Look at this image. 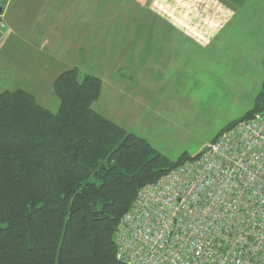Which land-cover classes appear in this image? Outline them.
I'll return each instance as SVG.
<instances>
[{"label": "trees", "instance_id": "obj_1", "mask_svg": "<svg viewBox=\"0 0 264 264\" xmlns=\"http://www.w3.org/2000/svg\"><path fill=\"white\" fill-rule=\"evenodd\" d=\"M53 90L55 112L29 91L0 94V264H130L118 258V223L141 188L196 155L171 160L95 111V75L71 68ZM253 104L213 141L264 112V82Z\"/></svg>", "mask_w": 264, "mask_h": 264}, {"label": "crops", "instance_id": "obj_2", "mask_svg": "<svg viewBox=\"0 0 264 264\" xmlns=\"http://www.w3.org/2000/svg\"><path fill=\"white\" fill-rule=\"evenodd\" d=\"M1 1L4 27L0 33V65L6 69L3 75L15 78L20 83L3 87L0 94L3 91L22 89L32 93L36 101L41 96L42 106L48 102L46 96L50 95L51 90L43 93L41 87L54 86L57 77L71 68H78L81 75L89 74L83 72L86 67L84 63L94 60V52L99 57L108 59V51L113 44H116V58L108 63L112 66L104 73L105 78L101 79L104 84L107 79L114 88L113 92L120 89V99L128 107L129 102L132 107L141 109V105L147 104L143 96L134 98L132 88L128 86V81L132 78L136 79L137 86L156 95L162 93L161 83L166 80L169 94V103L166 106L176 109L179 101L187 99V91L206 89L209 83L215 88L221 83L231 88L249 85L254 81L255 73L263 72L260 65L258 70L254 69L257 61L248 50L247 53H240L241 47L239 52L232 49V53L231 50L235 39L232 33L250 34L252 46L261 47L262 44L263 53H259L258 59L262 65V17L255 19L253 27L243 28L236 24L242 19L237 12L240 3L245 0ZM122 1L132 2L131 6L136 8L139 4L141 8L158 17L160 21L151 22V29L163 30L160 37L138 39L135 35L138 30L134 32L132 29L131 39L124 41V30L120 28V38H109L108 34L114 25L108 27L107 17L114 19L120 16ZM243 46L245 49L252 47L247 42ZM25 67L29 69L23 71L22 68ZM209 72L210 80L206 76ZM116 75L120 78L116 79ZM42 80L49 81V84L41 83ZM116 80L119 81L118 86L113 83ZM53 93L55 94V90ZM108 99L112 102L110 95ZM158 99L163 101L167 97ZM109 105L106 118L116 124L120 123L111 117L113 112L109 110ZM185 105L183 103L181 107ZM132 113L134 117H139L137 113Z\"/></svg>", "mask_w": 264, "mask_h": 264}, {"label": "built area", "instance_id": "obj_3", "mask_svg": "<svg viewBox=\"0 0 264 264\" xmlns=\"http://www.w3.org/2000/svg\"><path fill=\"white\" fill-rule=\"evenodd\" d=\"M115 236L130 264H264V112L141 188Z\"/></svg>", "mask_w": 264, "mask_h": 264}, {"label": "rangeland", "instance_id": "obj_4", "mask_svg": "<svg viewBox=\"0 0 264 264\" xmlns=\"http://www.w3.org/2000/svg\"><path fill=\"white\" fill-rule=\"evenodd\" d=\"M131 4L132 2L129 3V1H122L123 6L119 11L120 16L114 18L115 20L111 17H107L108 27L114 25V28L111 29L108 34L109 38L116 36L117 38H120L122 35L120 34V31L124 30L122 31L124 36L123 39L126 41L131 39L130 34L132 29L134 32L138 30V33H135L138 39L160 37V33L163 30L151 29V22H157L160 21V19L151 12H148L147 9L141 8L139 4H137V8L136 6H131ZM2 6V1L0 0L1 12ZM237 13L242 19H239L236 24L243 28L253 27L255 19L258 17H262V24H264V0L263 3H260V0H245L244 3H240V8ZM2 14L4 16V12H2ZM144 24H146L147 27H145ZM120 28L122 30H120ZM145 28L148 30H144ZM232 34L235 36V39L231 45V50L236 49L239 52L240 47L242 48L240 53H247L248 50L249 53H251V56H254L257 61L254 63V66H256L254 69L258 70L260 65L263 70L262 74H260L261 72L254 74L255 79L249 85L246 84L244 86H235L231 88L225 87L224 83H221L218 88H215L209 83L206 85V89H198L193 92L187 91V99L185 101H179L177 103V108L172 109L166 106L169 103L168 85L166 80H163L161 83L162 86L160 87V92L162 93L156 95L147 93L148 91L146 89L137 86L136 79L132 78L128 81V86L132 88L134 98L143 96L146 98L147 104L146 106L141 105V109L132 107V103L129 102L130 107H128V104L124 103L123 105L122 99H120V89L113 92L114 88L110 86L107 79L105 80V84L102 80L105 78L104 73L106 70L110 68L109 66H112L108 63L116 58V44H113L110 51H108V59L99 57V54L94 52V60L84 63L86 67L83 72L102 78V94L98 99L99 101L93 106V109L106 117L108 112L106 109L110 104L109 110L113 112L111 117L118 120V122H120L118 124H121L129 133L133 132L147 138L154 148L171 160L178 159L183 153H190L191 155L200 153L204 147L213 142V138L221 132L224 126L240 118L246 111L253 108L254 98L262 89V84L264 82V69L258 62L259 53H263L262 44L261 47L260 45L252 46L250 34ZM246 42L247 45L252 46L253 49L252 47L245 49L243 43ZM150 48L153 49L154 47ZM232 53H234L233 50ZM22 69L24 71L29 68L25 67ZM5 70V67L0 65V92L3 90V87H12L20 83L18 80H15V78L3 75ZM37 70H35V72ZM42 76L43 72H41V77ZM206 76L210 80V72L207 73ZM119 78L120 76L116 75V79ZM41 83H46L47 85L49 84V81L42 80ZM113 83L118 86L119 81L117 82L116 80L113 81ZM38 87L41 86L38 84ZM41 89L43 93L51 90V93H49L50 95L46 96L48 102L44 103L43 106L52 109L54 112L57 111L60 103L53 93V85L41 87ZM197 93H199L198 96L196 95ZM108 95H110L112 102L109 101ZM158 97H161V99L167 97V99L160 101ZM40 101L41 96L38 97L37 102L40 103ZM183 103L187 106L185 105L184 107H181V104ZM132 111L137 113L139 117H134Z\"/></svg>", "mask_w": 264, "mask_h": 264}, {"label": "water", "instance_id": "obj_5", "mask_svg": "<svg viewBox=\"0 0 264 264\" xmlns=\"http://www.w3.org/2000/svg\"><path fill=\"white\" fill-rule=\"evenodd\" d=\"M205 149H206V147L203 150H205Z\"/></svg>", "mask_w": 264, "mask_h": 264}]
</instances>
